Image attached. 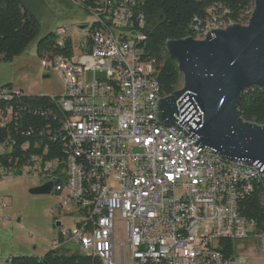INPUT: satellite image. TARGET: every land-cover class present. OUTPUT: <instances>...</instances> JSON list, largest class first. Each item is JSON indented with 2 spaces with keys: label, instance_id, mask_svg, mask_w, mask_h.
Masks as SVG:
<instances>
[{
  "label": "built area",
  "instance_id": "obj_1",
  "mask_svg": "<svg viewBox=\"0 0 264 264\" xmlns=\"http://www.w3.org/2000/svg\"><path fill=\"white\" fill-rule=\"evenodd\" d=\"M68 1L75 8L89 6L78 53L65 25L53 33L55 46L70 41L72 54L47 55L39 62L64 84L62 95L49 96L66 109L64 158L44 160L36 153L20 168L52 182V194L66 192L59 208L72 209L73 227H59L51 250L74 245L88 257L104 256L106 264H245L237 256L225 257L218 245L244 241L253 232L240 204L254 189L248 174L260 172L242 161H220L219 154L207 158V149H196L180 131L148 128L144 104L159 95V86L155 60L143 56L141 0ZM231 25L213 18L192 32L205 37ZM13 95L4 92L0 98ZM4 121L0 111V125ZM10 148L1 144L0 156ZM60 166L64 180L58 182ZM97 181H105L104 196H96ZM3 208L0 201V212ZM92 213H99V222H92ZM117 233L124 243L115 241Z\"/></svg>",
  "mask_w": 264,
  "mask_h": 264
},
{
  "label": "trees",
  "instance_id": "obj_2",
  "mask_svg": "<svg viewBox=\"0 0 264 264\" xmlns=\"http://www.w3.org/2000/svg\"><path fill=\"white\" fill-rule=\"evenodd\" d=\"M140 10L145 23L142 31L146 35L143 44V56L154 59L157 66L156 81L159 96L167 97L177 91L183 82L177 63L165 51L164 45L170 40L186 37L200 39L199 33L192 28L203 27L214 18L223 25H241L248 23L253 10L252 0H141ZM213 8L212 14L208 10ZM89 12L84 4L81 9ZM38 21L19 0H0V63H12L37 37ZM70 41L64 48L55 46L54 34L50 33L37 42L39 58L47 55L72 54ZM17 92L10 100L0 98V111L7 121L0 125V145H10V153L0 156V179L4 172L16 169L21 174L23 163L33 154L42 155L44 160L64 158L62 152L61 116L58 108L49 100V96L25 95L19 90L4 86L0 92ZM22 94V95H21ZM6 109L9 113L6 115ZM240 118L248 123L264 126V88L253 86L246 89L239 102ZM61 113V114H60ZM44 114V115H43ZM55 136L51 142L47 137ZM38 144L39 149H35ZM47 150L43 154V150ZM62 166L55 172L58 182L64 180ZM241 216L254 223L252 236L264 235V183H255L252 192L240 204ZM240 242H219L218 250L225 257H234ZM9 264H102L97 258L88 257L81 252L67 249L50 250L41 258L14 256Z\"/></svg>",
  "mask_w": 264,
  "mask_h": 264
},
{
  "label": "water",
  "instance_id": "obj_3",
  "mask_svg": "<svg viewBox=\"0 0 264 264\" xmlns=\"http://www.w3.org/2000/svg\"><path fill=\"white\" fill-rule=\"evenodd\" d=\"M252 1L245 26L210 30L204 40L186 37L165 43L182 74L183 87L159 98L153 114L157 123L192 140L196 149L250 164L264 181V126L243 121L238 112L246 89L264 88V0ZM52 188L53 183L46 182L29 194L51 196Z\"/></svg>",
  "mask_w": 264,
  "mask_h": 264
},
{
  "label": "rangeland",
  "instance_id": "obj_4",
  "mask_svg": "<svg viewBox=\"0 0 264 264\" xmlns=\"http://www.w3.org/2000/svg\"><path fill=\"white\" fill-rule=\"evenodd\" d=\"M39 24L34 41L12 63H0V91L9 85L30 96H60L64 92L61 76L56 71L43 72L37 54V42L54 33L58 27L69 26L74 52L78 53V41L84 36L82 24L90 21L82 10L73 7L68 0H19ZM198 40V39H196ZM47 76V78H43ZM86 81L89 76H86ZM183 82L177 90L182 89ZM6 91L0 92L4 93ZM0 179V201L5 205L0 214L5 221L0 222V249L7 256L41 258L52 249L59 227H73L72 209H60L66 197L59 195L32 196L29 190L39 187L44 180L38 174H17L16 169L4 172ZM59 223V227L55 226ZM117 243H124L125 236L115 235ZM67 250L79 252L78 247L68 245ZM236 256L245 264H264V235L252 236L240 241ZM5 263L0 260V264Z\"/></svg>",
  "mask_w": 264,
  "mask_h": 264
},
{
  "label": "bare ground",
  "instance_id": "obj_5",
  "mask_svg": "<svg viewBox=\"0 0 264 264\" xmlns=\"http://www.w3.org/2000/svg\"><path fill=\"white\" fill-rule=\"evenodd\" d=\"M84 4H77V9H81V7ZM89 13V12H88ZM197 35V33H196ZM199 40H204L205 37H202L199 33ZM17 92H14V95ZM22 95V94H21ZM12 97H4V100H10ZM161 98L158 96H152L151 101H146L144 104V113H146V117L148 119V128L151 129H163L165 130V133H174L177 132V130L173 127H165L160 123H157L155 120L154 114H153V104L156 103V101ZM52 104L55 105L56 108L63 114L62 116H66V109L63 106H60L58 102H52ZM60 113V114H61ZM61 127H64V120H61ZM62 137H68V130H62ZM207 158H218V154L213 152L210 149H207ZM220 161H228L227 158H224L219 155ZM263 182L262 174L260 173H252L248 174V183H257V182ZM105 193V181H97V187H96V196H104ZM92 222H99V213H92ZM97 258L101 261L102 264H106V258L104 256H97Z\"/></svg>",
  "mask_w": 264,
  "mask_h": 264
},
{
  "label": "crops",
  "instance_id": "obj_6",
  "mask_svg": "<svg viewBox=\"0 0 264 264\" xmlns=\"http://www.w3.org/2000/svg\"><path fill=\"white\" fill-rule=\"evenodd\" d=\"M43 183H46V182H43ZM0 217H3V214H0ZM12 257H14V256H7V254L5 252H2L1 249H0V260L3 259V261L5 262L6 259H10ZM3 264H5V263H3Z\"/></svg>",
  "mask_w": 264,
  "mask_h": 264
}]
</instances>
